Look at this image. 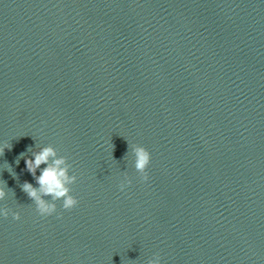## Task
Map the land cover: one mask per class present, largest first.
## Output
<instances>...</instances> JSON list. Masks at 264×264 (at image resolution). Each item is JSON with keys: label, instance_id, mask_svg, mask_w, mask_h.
I'll return each mask as SVG.
<instances>
[{"label": "water", "instance_id": "1", "mask_svg": "<svg viewBox=\"0 0 264 264\" xmlns=\"http://www.w3.org/2000/svg\"><path fill=\"white\" fill-rule=\"evenodd\" d=\"M48 145L79 203L41 217ZM5 146L0 264H264V0H0Z\"/></svg>", "mask_w": 264, "mask_h": 264}, {"label": "clouds", "instance_id": "2", "mask_svg": "<svg viewBox=\"0 0 264 264\" xmlns=\"http://www.w3.org/2000/svg\"><path fill=\"white\" fill-rule=\"evenodd\" d=\"M6 148L10 149L7 146L0 147V155L4 154ZM132 151L135 156V170L140 174L142 181H147L149 179L147 169L151 163V153L141 145H135ZM20 157L23 158L24 153H21ZM19 161L20 159L16 160V164H19ZM25 164L26 170L32 175L38 187L25 181L21 188L35 204L39 216L49 217L55 214L57 212V201H62L64 210H71L78 205L79 201L71 194L72 189L69 186L77 181V176L69 174L72 166L68 163L67 157H58L53 146L48 145L40 148L39 151L33 152L31 158L25 159ZM41 165L46 166L41 169ZM37 169H40L39 175H37ZM10 174L15 178L13 173ZM131 183V179L125 176L118 187L123 192ZM5 196V188L0 187V201L4 200ZM45 197L48 199H45ZM9 214L10 210L8 208H0V216L7 218ZM11 215L14 220L20 219L19 212H12ZM148 264H161L160 256L156 254L148 260Z\"/></svg>", "mask_w": 264, "mask_h": 264}]
</instances>
